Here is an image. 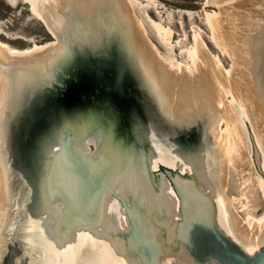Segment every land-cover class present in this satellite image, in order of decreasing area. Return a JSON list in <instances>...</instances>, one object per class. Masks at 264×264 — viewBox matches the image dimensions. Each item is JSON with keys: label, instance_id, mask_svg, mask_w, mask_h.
Wrapping results in <instances>:
<instances>
[{"label": "water", "instance_id": "obj_1", "mask_svg": "<svg viewBox=\"0 0 264 264\" xmlns=\"http://www.w3.org/2000/svg\"><path fill=\"white\" fill-rule=\"evenodd\" d=\"M30 1L32 3L28 2V10L33 12L34 9L35 13L41 10L43 13L46 26L44 22L43 25L55 39L50 43L62 40L64 51L48 67L31 70L4 67L10 75V99L0 116V142L2 144L5 133L1 154L4 161H8L6 170L10 194L0 232L2 258L6 253L4 238L14 203L8 172L11 170L9 147L13 137L14 143L18 141L15 137L18 124L38 121V126L34 125L35 133H26V138L34 140L28 141V147L21 145L20 149L21 156L28 154V157L23 159L25 166L19 178L27 186V200L30 196L28 188H32L33 195V204L28 209V202L24 205L25 217H31L34 222L32 226L28 220L25 227L24 241L32 250L29 264H35L34 260L40 253L43 259L37 264H51L53 260L54 264H61L66 247L74 248L73 254L74 251L76 254L79 251V245L76 244L78 235L73 232L101 222L100 206L106 195L120 205L123 222L127 223L124 230L112 228L109 232L112 238L118 237L121 240V246H117L118 254L122 255L123 251L124 257V252L136 256L140 264H166L162 261L165 249L174 255L177 253L180 264H185V261L187 264H264V244L248 252L235 235L224 230L220 200L201 186L197 158L192 169H184L180 159H177L179 157L174 155L166 158L165 153L159 152L151 140L152 129L147 128L146 117L136 106L138 103L135 99L138 97L131 95L134 88L144 99L153 100L155 118L166 129L179 126L178 123H168L170 118L160 111L161 99L158 94L159 91L165 94L164 89L157 82L156 72L135 41L130 28H127L129 24L111 22L115 11L109 0H101V5L89 6V11L98 15L96 20L92 19L91 26L97 27L91 30L95 32L86 42L55 27L47 28V24L52 26V21L46 6L38 0ZM257 35L260 34H252L251 46L255 44V48L261 50L264 33L260 37ZM0 51V58L9 63L14 58H20L18 56L22 49H14L0 41ZM120 55H123V61ZM112 68L117 69L118 76L111 75L109 70ZM148 73L154 78L151 79ZM69 74L83 83L76 87L79 92L73 90L70 96H59L51 116L35 118L39 110L37 108L44 105L43 98L48 91L57 88V82L66 81L65 76ZM121 81L126 91L130 92L127 100H123L120 95L123 93L119 84ZM40 110L41 114L43 112L47 115L45 105ZM96 129H100V135L92 144L93 150L84 151L81 147L84 139ZM53 136L60 137L56 148L51 152L41 149L45 139ZM250 138L255 163L261 171L264 150L254 144L252 135ZM162 139L170 146L165 135ZM140 168L142 170L139 174ZM127 170H132L138 179L143 176L142 180L145 179L149 187L151 184L153 191L159 189V179H166L177 201L170 217L163 214L160 220L157 219L139 203L133 191L126 190V183L132 181L130 174L124 175ZM120 173L125 179L120 177ZM121 179L124 182L120 185L118 182ZM55 203H60L55 212L44 206ZM174 216H177L176 220L172 219ZM56 255L60 257L57 259ZM2 258L0 264L3 263Z\"/></svg>", "mask_w": 264, "mask_h": 264}, {"label": "bare ground", "instance_id": "obj_2", "mask_svg": "<svg viewBox=\"0 0 264 264\" xmlns=\"http://www.w3.org/2000/svg\"><path fill=\"white\" fill-rule=\"evenodd\" d=\"M6 1L10 5H15V2H16V1L14 2V0H6ZM25 2H27V4L29 6H30V3H32L30 0L29 1L26 0ZM28 2H30V3H28ZM38 2L44 3V5L46 6V9H47V13H49L48 17L50 18V21H52V26L47 24V28L53 29L55 27L58 30H61V31L63 30V32H65L66 34H70L71 36H76L79 40H85L84 42H86V40H88L89 38H91L93 36L95 31H92L91 28L93 27V29H95L97 26H91L92 22H93L92 19L96 20V15H98V14H94L93 12H90L89 6L101 5V0H38ZM109 3L111 4V6L113 7V9L115 11V15L112 16L111 22L113 23V22L119 21L120 24L121 23L126 24V25L129 24V26H127V28L129 27L131 32L133 30V32H134L133 34L135 36L134 37L135 41L139 44L140 48L144 52L143 54L147 57L149 64L155 70L156 76L158 75L157 76L158 79L156 78V80L159 84L161 83V85H163L162 87H163L164 92H165V94L163 92H161V94L159 93L158 95L162 99H165L164 102L167 104L166 108L164 109V112L162 110H161V112L164 113L168 118H170L169 123L172 121H174V123H183V122H188V121L195 122L197 117L202 116V115H209L208 112L203 110L205 105H203L201 108H199L200 110H198L197 112L191 110V108L194 107V101L196 98H198V99H196L197 101L207 99V100H209L211 106L215 105V107H216V103H220V105L217 104V106L218 105L220 106L219 109H216L215 107L214 108L216 110H220V111L226 110V108L229 104L226 105V101L224 100V98L221 99L222 96L220 94H218L219 91L217 90L214 81L212 82V80H211L212 77L208 73V70L210 67L209 60L207 58L208 54L204 53V48H202L201 45H198L196 52H195L196 54L193 57L194 61H192V62H193L195 70L192 73L188 74L189 72L187 73L186 71H184L183 70L184 68H182L181 65H178V66L176 65L177 67H173L170 70L165 69V71H164L163 66L160 67V65H161L160 63L159 64L157 63L158 65H156V62L154 60H156L157 57L154 54L152 55V51H151L152 47L149 45V43L146 41V39H144L143 33L140 31V29L138 30L136 27H134V25L131 26L132 22L131 23L127 22L128 20H131L130 8L127 5V3L124 0H109ZM257 3H260V5H258V6L255 5L256 7H253V8H251V6L245 7V5H244L243 6L244 8L243 7L240 8L241 11L229 15V16L233 15L232 18H230V19H233V17H235V18L239 17L238 20L242 21L241 25H240L241 26L240 31H243V32H244V26L246 27V26L250 25L249 24L250 18L255 19L254 25H255V28L257 29V31H254V28L252 29V31H250L251 28H249L247 34H245V32L243 34L244 35L243 40L246 43V45H248V47H250L252 44L251 38H252L253 33L258 32L259 34L262 33V35L264 33V0H260ZM31 5H32V9H33V4H31ZM37 6H38V4H37ZM256 8L260 10V12H257V15L254 14L255 13L254 11H256ZM30 11L32 12V10H30ZM32 13L34 14V16L36 15V17L42 23L44 22L45 18L43 19V13L41 12V10H38V12L35 13V11L33 9ZM97 18H101V17L97 16ZM211 19L214 21L215 18L213 17ZM212 20H210V22H212ZM224 22L221 23L222 25L219 23V26H217L218 31H215V35L218 33L217 34L218 38H216V41H217V44L220 43L221 46H223V47L225 46L224 50L226 48V52H228L230 54L231 58L234 60V63L236 65V64H238V60L236 59V57L234 55V51H232L233 50L232 47L227 48L226 45H228V44L223 45L224 43H226L224 40L233 39V37L231 36L232 34H230L231 33L230 31H228L229 33L227 34V30L229 29V25L231 26L232 24L228 23L225 26H223ZM95 24H96V21H95ZM45 26H46V23H45ZM221 26H223V27L221 28ZM215 28H214V30H215ZM210 29H212V27ZM221 29H223V30H221ZM0 33H1V31H0ZM230 36H231V38H230ZM257 37H258V35H257ZM254 46H255V44H254ZM251 47L253 48V46H251ZM256 50H258V48ZM24 51H26V50H22L20 52L21 55L18 56L20 58L12 59L10 61L11 64H9L10 62L6 63L5 60L0 58V116H1V113L3 112V109L5 107L7 100L10 99V95H9L10 94V90H9L10 75L6 72V69H4V67L7 68V66L8 67L13 66L15 68L20 67L22 69L26 68L28 70L40 68L43 66L48 67V64L52 63V65H53L54 60L57 58V56H59L61 53H63L64 45H63V41L59 40L56 43H51V44H48L44 47H39V46L35 47L30 52H24ZM248 52H250V51H248ZM196 55L198 57H196ZM120 56H121V60L123 61L124 60L123 55H120ZM0 57H2L1 51H0ZM245 57L246 56H244V58ZM151 61L153 62L152 64L150 63ZM161 69H162V71H161ZM216 70L219 72L218 68ZM218 72H217V74H220V75L222 74V76H225L223 73H221V69H220V73H218ZM208 74H209V76H208ZM147 75H149V76L151 75L150 78H152V77L154 78V76L151 73H148ZM222 79H224V78L222 77ZM162 82H163V84H162ZM167 98H169L170 100H168ZM2 102H3V104H2ZM13 106H14V104H13ZM17 108L14 111H16ZM184 113H187V114L183 115ZM168 114H170V115H168ZM11 115H14V113H11ZM228 118H230V117H228ZM226 123H227L226 131H223V134L220 135L222 137H220V138L224 144L223 150H224V152H226L227 155L225 156V158L223 157L224 160H223L222 156H219L218 160L220 161V163H219V165H217L215 163L216 165L212 171L211 177L213 179L215 178L214 180L217 181V186L221 189L222 193L224 194L225 191L222 189L226 188V186L224 188L226 180L224 183V179H225L224 172L225 171L223 168L225 167L224 166L225 163L229 164L231 162L233 164V167L237 171V175L239 177V180L241 181L239 183V192L242 195V198H240L242 200V202H240L241 200L239 201L241 203L240 209H242V211L246 212L249 210V207H251L250 203L252 202L251 199L253 198L251 195V193H253L252 188L255 187L256 191L258 190L264 199V183H263L264 181H262L261 179L255 178L250 173L248 174L247 171H246L247 172L246 173L244 170H241L242 165L246 164L245 163L246 161H247V163H248V161H250V157H249L250 152L246 146V142L244 140V137L240 133V130L236 129L237 127L234 128V126H232L228 120H226ZM175 128H176V126H170L169 127V129H172V130H175ZM173 133H176V132L173 131ZM99 134L100 133L96 129V130H93L92 134H90L86 138L91 136L92 143L90 142V144H93L94 143L93 141H97L95 138H97V135H99ZM86 138L84 139L85 142L83 141V144L81 146L82 149H84V151L85 150L87 151L89 149L87 146V142L90 139L87 140ZM4 140H5V133L3 134V137H2V144L3 145H4ZM59 141H60V137L55 138L53 136V137L46 138L45 143L44 144L42 143L41 149H46V152H51L52 150H54L56 148ZM152 141H153V143H155L154 140H152ZM159 142L161 144V141H159ZM176 142H178V141H176ZM2 144L0 142V232H1V228H2V223L6 217V210L8 208V199H7L9 196L8 193L10 194V191L8 189L9 178H8V175H7L8 173L6 170V165H7L8 161L7 162L4 161V158L2 157V154H1V151L3 150ZM6 146H7V144H6ZM257 148L259 149V147H257ZM261 148H262V146H261ZM175 149H177V148H175ZM169 151H171V150L168 148V153H170ZM164 153H165V151H164ZM186 153L187 152H181L179 154H175V156L179 157L177 159H180L181 162L184 161L183 163H185L186 165L189 164V161H190V164H192V161H193V158H192L193 155L192 154L188 155V156H179L180 154L186 155ZM261 153H262V151L260 152V154ZM32 154H34V151ZM172 154H169V155H172ZM4 155L6 156V154H4ZM172 156L174 157V154ZM188 157H189V160H187ZM203 157H205V155ZM208 157H209V154H208ZM195 158H197L198 160H202V156L200 157L199 153L197 154V157H195ZM207 158H204V159L207 160ZM227 158H228V161L225 160ZM209 162L211 163L212 159L211 160L209 159ZM183 163H182V168L187 169V167H184ZM260 166H262V157H261ZM209 167L211 169V164L209 165ZM243 168H244V166H243ZM141 170H142V168L139 169V174L141 173L140 172ZM219 170H220V175L218 174ZM8 172L11 176V173H10L11 170H9ZM129 174H130L132 181L135 182L139 179L141 180L140 183L138 184V188L131 189L132 186L127 185L126 190L133 191V193L137 196V200L139 201V203L142 206L145 207V205L142 204V200L140 198L141 196H142V199H145L144 197L146 196V194L153 195V196H155V198L156 197L160 198L161 194H159L160 193L159 189L154 190V191L151 190L152 185L150 184L151 187L146 185L145 179L142 180L143 176L142 177L138 176L139 179L136 178L135 173L132 170L131 171L127 170L124 173L125 176H127ZM203 174L201 172V175H200L201 186L204 189H206L208 192H211L213 194V196H215L217 199L220 200L224 230H226L227 232H231L232 234L234 232L233 230H236L235 231L236 235H239L238 237L241 239L240 242L242 243V245L244 247H246L248 252H253V251L257 250L264 243L263 244L251 243V242H249V240H247L248 238L245 239L241 235H249V236L252 235L254 240L259 239V237L264 235V219L263 220L262 219L261 220H254L250 217V219L248 220V222H249L248 225H246L247 223L244 224L245 222L242 223L245 226V230H242V226L239 225L240 222L238 223L237 218H235V216L232 214V209L230 208V200L227 199L225 195H223V200H222V196H221V194H219L220 191H218L219 189L217 187L215 188V190H214V187L212 190L208 189L207 188L208 186L207 185L205 186V182L210 183V177H207V175H205V177H204ZM119 175L121 178H124L121 173ZM204 178H206V179H204ZM122 180L123 179H121L119 181L121 182ZM10 182H11V180H10ZM115 186H116V184H115ZM157 186H158V188H163L166 191V193L163 194V197L166 198L170 202V210L165 213V217H170L169 214L172 213L171 212L172 208H175L177 206L176 198H175L174 194L172 193V189L170 188V185L168 184V182L164 178L159 179V183L157 184ZM155 191H159V192L156 193ZM143 195H145V196H143ZM151 198L152 197H150V199L148 198L149 202L152 204L153 208H155V207L157 208L158 205H155ZM107 200H110V202H112V204H114V206H116V209L118 210L117 213L120 215V216H118L119 222H111L110 219H108L107 221H104L105 220V214H106L105 203ZM234 201H235V203H237L236 200H234ZM226 205H227V207H226ZM231 205H232V202H231ZM44 206L47 207L49 210H53L55 212L60 207V203L45 204ZM222 206H223V208H222ZM154 210H156V209H154ZM147 211H148V209H147ZM100 212H101V215H100V221L101 222H99V224L90 226L89 228H86V229L85 228L79 229L78 231L73 232L74 234L78 235V239H76L77 246L79 244L82 246L79 245V251L76 254H75V251H74V254H72L73 253L72 247L71 248L70 247L65 248V251L63 253L64 255L62 254L63 258L68 257L67 252L72 254V255L69 254V256L72 259V261L70 259L69 264H114L110 261V260H112L109 258L110 255L107 257L106 253L100 252L97 249L98 243L100 242V238H98L97 236H102L103 242H105V243L111 242L109 245L111 247V249H113V250L117 249L118 250V247L121 246V244H122L121 240L118 237L112 238L110 236L109 232L111 230H113L112 228H114V230H124V226L126 227L127 223L123 222V218L121 216L122 212H121L120 205L116 201L111 200V196H109V195H106V197H103V200H102L101 206H100ZM151 214L158 219L159 215L157 213L151 212ZM114 218H116V217H114ZM30 219H31L30 224H32V226H33L34 222H33L31 217H30ZM172 219L176 220L177 216L172 217ZM245 221H247V218L245 219ZM93 233L96 234L97 236H95V237L92 236V238L90 237L89 242L86 241L85 239H86L87 235L93 234ZM68 236H70V234ZM65 238L66 237H64L63 239H65ZM239 238H237V240ZM262 239H263V237L261 238V240ZM0 248H1V236H0ZM67 249H69V250L67 251ZM71 249H72V251H71ZM84 250H85L86 254L82 255V251H84ZM0 252H1V250H0ZM124 254H125V257L123 255V251H122V255H120V254L117 255L115 253V255L119 256V260H120L119 264H140L139 260L136 256L126 254L125 252H124ZM76 255H77V258H75ZM176 255H178V254L176 253ZM176 255L170 253V251L168 249H165V256H164L162 261L166 264H173V263L177 264L175 261V257H177ZM42 256H43V254H42ZM1 257L2 256L0 253V260H1ZM59 257L60 256L56 255L57 259ZM29 260L30 259L27 258V260L24 264H29L30 263ZM75 260L77 261V263H74ZM64 261H65V259H64ZM180 261L181 260H179V262ZM182 263H183V261H182ZM51 264H54V260L51 262ZM185 264H187L186 261H185Z\"/></svg>", "mask_w": 264, "mask_h": 264}, {"label": "rangeland", "instance_id": "obj_3", "mask_svg": "<svg viewBox=\"0 0 264 264\" xmlns=\"http://www.w3.org/2000/svg\"><path fill=\"white\" fill-rule=\"evenodd\" d=\"M124 1L127 3V5L130 8V13H131L130 15L132 21L131 26L134 25V27H136L138 30L140 29V31L143 33L144 39H146V41L154 50L156 57L160 58L158 59L159 61L160 60L161 61L160 62L158 61L157 63L163 64V66L166 65L167 70H170L173 67H177L178 65H181L182 68L183 67L186 68V72L190 71L189 73H192L193 72L192 70L194 69V65L192 61H194L193 57L196 54L195 53L196 49L200 44L203 46V48L205 49L204 53L206 54L207 52V54L210 57H212V60H209L210 67L208 73L211 75L212 77L211 80L212 82L214 81L215 86L219 91L218 94L222 96L221 99L224 98V100L226 101V105H228L227 103L228 101L226 99L230 98L229 103L231 106H229V110L230 108H232L234 112L235 111L237 112L236 113L237 115H242L245 118L244 121L248 119L247 129L250 133L251 132L255 133V135L253 136L254 144L257 146L258 144H256V142L259 139H261L264 142V135H263L264 119L261 120L260 123L261 125H258L257 127L256 124L254 123L255 120H253V122L251 120L252 124L250 123L249 120L252 118L250 115V112H252L250 108V104L253 105L255 111L256 108L260 107L258 105H261V104H257V101L259 100L263 101L264 99V94L262 95L260 94L261 97L258 95V91H257L258 89L256 88L257 85H255L256 82L254 81L255 79H253V81L251 80L253 77V69H254L253 56H255L256 51L252 50L253 48L251 46L248 47V45H246V43L244 42L243 38H241L244 33L243 32L240 33V25L242 21L238 20L239 17L236 18L233 17V19H230L231 17L229 16L230 15L229 13L231 12L241 11L240 8H242L244 5L245 7L251 6V8L256 7L255 5L257 6L260 5V3H257L260 0H124ZM28 6L29 5L23 2L22 0H16L15 5H10L6 0H0V31H1L0 41H2V43L3 42L7 43L10 47L14 49L17 48V49L26 50L24 52H30L35 47L38 46L44 47L41 45L47 43L51 44L50 42L55 40L54 37H52V35H50L46 31L45 26L36 17V15L34 16V14L30 10H28ZM254 12L253 13L257 15V12H260V10L256 8V11ZM213 17L215 18L214 21L211 19ZM210 20H212V22H210ZM254 20L255 19L250 18V23H249L250 25L246 27L244 26L245 34H247L249 28H251L250 31H252L253 28L254 31H257L254 25L255 23ZM222 22H224L223 26H225L228 23L232 24L231 26L229 25V29L230 32H232L230 34H232L231 36L233 37V39H229L230 42L227 41L226 44H228L227 46L232 47L233 50L232 49L231 50L234 51V55L236 58L239 57L242 58L243 53L241 50H239L240 48L243 49L244 51L245 48H249L248 51L250 52L246 50L247 51L246 58H247V65H249L248 70L250 72H247L248 77L246 76V78L248 80V83L252 84L251 88H247V86L244 85V82L239 80L238 76H240L239 74H241V71L239 69L240 62H238V64L235 65L234 60L231 58L230 54L226 52V48L224 50V47L221 46L220 43L217 44L216 38H218L217 35L218 33L216 32L217 34L215 35V31H218L217 26H219V23L221 24ZM211 27L212 29H210ZM260 35H258V37H260ZM196 57L198 56L196 55ZM213 60H215L216 62ZM244 65H246L245 61H244ZM217 68L219 69V72L216 70ZM220 69H221V73L223 74L226 73L224 71H230L229 72L230 74L227 75L228 77L217 74V72L220 73ZM113 70H114L113 68L109 70L111 75L113 74L112 73ZM222 77L224 79H222ZM65 79L67 80L62 82H57V88L53 87V89L51 91H48V94L43 98V102H44L43 104L45 105L47 115H44L43 112H42L43 115L40 113L41 111L40 108L44 106L41 105L40 108H37V110L38 109L39 110L37 111L38 113L35 115V118L38 117L40 119L48 115L51 116L53 112L52 109L55 103L57 102L58 97L64 95L70 96L73 90H77L76 89L77 86L83 84L82 82H80L81 80L74 79V77L70 74L68 76L66 75ZM227 85L229 88L227 87ZM226 89H231V90L239 89L240 93L239 95L238 94L236 95L235 93L236 91H234V94L237 97L234 98L233 94L232 95L226 94L229 93V91H227ZM74 94L75 93H73L72 95ZM256 95L259 96V98H257ZM208 103H210L209 100ZM236 103L238 104V106L236 105ZM239 107L242 108L241 111L238 109ZM243 110L245 112H243ZM246 113L248 116L245 115ZM21 116L24 115L21 114ZM204 118H206L205 121H208V123L210 121L216 120L215 119L216 117L214 118L209 115H202L197 117L196 121L198 120L202 121ZM219 118H221V115ZM238 121L239 120L237 116L236 120H233V124H236ZM30 123L31 122L26 124V127H28L27 129H29L30 127L28 131L34 130V126H29ZM194 123L195 122L193 121L178 123L177 125L179 126L180 129L177 127L175 128V130L166 129L165 135L172 137L170 138L172 140L174 139V137H177L179 133H180L179 136L183 137V134L186 133V130H184L182 126L186 127ZM225 124L227 125V123ZM209 126L210 128L207 129L211 130L212 129L211 122ZM181 127L184 131L181 129ZM147 128H149V126H147ZM219 128L220 130L223 131L225 130V126L222 124L219 125L218 129ZM24 129H26L24 125L18 124V127L15 130V137L20 138L18 136L20 132H22ZM172 131L176 132L177 134H173ZM216 133H218L217 129H216ZM244 133L245 131L243 129L242 135ZM150 136H151V140L152 139L156 140L155 139L156 134L154 132L151 131ZM158 138L161 141H164L159 135ZM160 140L158 141L156 140L154 144L155 146L158 147L157 150L163 153L164 149L163 146L159 144ZM263 142H262V149L264 150ZM13 143H14V137L9 147L10 149L9 153L12 155V157L13 155L16 154L14 151V145H12ZM170 143H173L170 145V148L172 149L177 148V146L174 144L175 142H170ZM216 146L219 153V150L221 148L219 143H216ZM249 146L251 151L252 147L250 142H249ZM11 161H10V165H11L10 168L13 169L14 166H12ZM251 161H252L251 162L252 166L249 165L251 164L250 161H248V163L246 161L245 162L246 164L242 165L241 170H244L245 172L247 171L248 174L250 173L252 176H254L257 179H260V177H262L264 180V173L262 171V168L260 166L262 171L261 172L259 169V165L255 163V159L254 156H252V154H251ZM263 164H264V160H263ZM231 167L234 175L231 174L229 180L226 181L228 188L227 185L225 184L224 186H226V188L222 190L225 191L224 195H226V198L229 199L230 202H232L231 205L232 214L235 216V218H237L238 223L240 222L239 225L242 226V230H245V226L242 223L245 222L244 224L247 223L246 225H248L249 223L248 220L250 219V217L254 220L264 219V199L260 194V192L258 190L256 191L255 187H254L255 189L252 188L253 193H251V195L253 198L251 199L252 202L250 203L251 207H249V210L246 212L242 211V209H240V205H241L240 202H242L240 198H242V195L239 192V183L241 181L239 180L236 169L233 167V165ZM230 172L231 170H229V173ZM218 174L220 175V170ZM22 184L23 182L21 181V178H17L14 174H11V185H12L14 203L12 206L10 217L8 219L6 235L4 238L5 251L7 255L9 254L8 250L10 248L20 250L19 254L21 256L23 255L22 253L29 254L32 252L29 246L26 245L23 246L22 243L23 239H21V237L26 236V232H25L26 217H25L24 205L27 199L25 190H23L22 188L20 189ZM130 185L134 188H138L137 181L130 183ZM234 200H236L237 203H235ZM156 202L165 203V198L163 197V194L160 195V198L156 197ZM246 218L247 221H245ZM233 231H234L233 235H235L236 238H239L238 237L239 235H236L235 232L236 230ZM18 233L20 234L19 240L17 239ZM241 236L245 239L248 238L247 240H249V242L254 244L264 243V235L256 240L253 239L252 235L250 236L241 235ZM262 237L263 239L261 240ZM238 240L241 241L240 238ZM106 244H108V242ZM22 249H24L25 252H22ZM72 249L74 250V248ZM67 253H68V257L63 258V262L61 264H63L64 262L66 264L70 263V259H71V257L69 256L70 253L69 252ZM117 259L119 260V256H117ZM12 264H16V262L14 261Z\"/></svg>", "mask_w": 264, "mask_h": 264}, {"label": "flooded vegetation", "instance_id": "obj_4", "mask_svg": "<svg viewBox=\"0 0 264 264\" xmlns=\"http://www.w3.org/2000/svg\"><path fill=\"white\" fill-rule=\"evenodd\" d=\"M234 13H237V12H231V13H229V14H234ZM231 18H232V16H230ZM132 28V27H131ZM222 28V27H221ZM240 28H241V26H240ZM221 30H223V29H221ZM228 31H230V29L229 30H227V34L229 33ZM243 31H240V33H242ZM132 35L134 36V32H133V30H132ZM232 33V32H231ZM244 33V32H243ZM5 34V33H4ZM221 34V33H220ZM135 37V36H134ZM241 38H243V35H242V37ZM228 41H229V39H227ZM227 40H224L226 43H227ZM230 42V41H229ZM224 43V42H223ZM226 43H224L223 45H226ZM201 45V44H200ZM202 46V45H201ZM225 47V46H224ZM226 47H229V46H227L226 45ZM202 48H203V46H202ZM236 48V47H235ZM254 49H252V50H255V49H257V47L255 48V46L253 47ZM205 50V49H204ZM239 50H241L242 51V58L241 57H239V58H236L237 60H238V62H240V64H239V69H240V71H241V74H239L240 76H238L239 77V80L240 81H242V82H244V85H246L247 86V88H251V86H252V84H250V83H248V80H247V78H246V76L248 75V73L247 72H250L249 70H248V67H249V65H247V58L245 57L244 58V56H246V52L248 51V48H245V51L243 50V49H239ZM247 50V51H246ZM151 51H152V48H151ZM256 51V53H255V56H253V58H254V69H253V77H252V81H253V79H255L254 81L256 82V84L255 85H257L256 86V88L258 89L257 91H258V95L261 97V95L262 94H264V47L262 46V48H261V50H255ZM207 53V52H206ZM245 54V55H244ZM257 54H259V56L257 57V59H256V56H257ZM154 55H155V53H154ZM244 55V56H243ZM156 56V55H155ZM156 58V57H155ZM207 58H208V60H212V57H210L209 55H207ZM160 59V58H159ZM159 59L157 58L156 60H154L155 62H156V65H158L157 64V62L159 61ZM255 60H256V63H255ZM161 61V60H160ZM213 61H215V60H213ZM244 61H245V63H246V65H244ZM122 62V61H121ZM216 62V61H215ZM151 64L153 63L152 61L150 62ZM122 64V63H121ZM124 66V65H123ZM163 65L161 64V67H162ZM163 68H164V71H165V69L167 70V68H166V65H164L163 66ZM183 68H185V67H183ZM184 71H186V68L185 69H183ZM187 70H188V68H187ZM195 70V68L192 70V71H194ZM161 71H162V69H161ZM190 72V71H189ZM224 72H226L224 75H225V77H228L227 75H229L230 73V71H224ZM112 76L114 77L115 75H117L118 76V72H117V70H113L112 71ZM117 73V74H116ZM185 73V72H184ZM188 73V72H187ZM186 74V73H185ZM188 74H190V73H188ZM222 75V74H221ZM107 76V75H106ZM151 76V75H150ZM149 76V77H150ZM158 76V75H157ZM157 76H156V78H157ZM248 77V76H247ZM152 79V78H151ZM158 79V78H157ZM122 81H123V79H122ZM120 82L119 84H121L120 86L123 88V93H121L120 95H122V98H123V100H127V99H129V98H127V96L128 95H130V92L128 93L127 91H126V88H125V85H124V82ZM160 81V80H159ZM162 84H163V82H162ZM134 86L136 85V84H133ZM133 85H131V87H133L134 88V86ZM163 86V85H162ZM136 87V86H135ZM227 87H228V85H227ZM229 88V87H228ZM137 89H133V92L135 93H131V95H135V97L137 96L138 98L137 99H135V102L136 103H138V105H136V103H135V105L137 106V107H139V109L141 110V112H143L144 113V116L146 117L145 118V121L147 122V126H149L152 130V132H154L155 134H156V137H155V139L158 141V140H160L159 138L157 139V137H158V135L160 136V137H162L163 138V136L165 135V131H166V128L164 127V125L162 124V122H160L158 119H156L155 117V115H154V113H153V108L155 107V104H154V102H153V100L152 99H148V98H145L144 99V97L142 96V95H140L137 91H136ZM153 90H154V88H153ZM227 91H229V93H226V94H230V95H232L233 94V96H234V98H237L236 96H235V94H234V90H231V89H226ZM235 91L237 92H235L236 94H238L239 95V93H240V91H239V89H235ZM161 92L162 91H159V93L161 94ZM118 93H120V92H118ZM261 94V95H260ZM257 96V95H256ZM259 96H257V98H259ZM161 99V100H160ZM160 101H159V106H160V111L162 110L163 112H164V109L166 108V106H167V104L164 102V100L165 99H162L161 97H160ZM168 100H170L169 98H167ZM196 99H198V98H196ZM195 99V101H194V107L193 108H191V110L192 111H198V110H200L199 108H201L203 105H205L204 106V111H206V112H208V114H209V116H212V117H216L215 119L216 120H214V121H210L211 123H212V129L210 130V129H207V128H210V122L208 123V121H205L206 120V118H204L202 121H200V120H198V121H195V123L194 124H191V125H189V126H182L183 127V129L184 130H186V133L185 134H183V137H181V136H179V134L177 135V137H174V139L172 140V139H170V138H172V137H169V136H167V135H165L166 136V138H168L169 139V141L170 142H175L174 144L177 146V149H175V148H170V146H168L167 144H165L164 143V141H166L165 139H164V141H161V144H160V142H159V144L161 145V146H163V149H164V151H165V157L166 158H168V157H173L172 155L174 154H179V153H181V152H187L186 153V155H182V154H180L179 156H188V155H193V161H192V164H190V161H189V164H185V163H183V162H181V160H180V164H182L183 163V165H184V167H187V168H190V169H192V166H193V164H194V161H195V157H197V154L199 153V156L201 157L202 156V160H198L197 159V164H198V169H199V175H201V172H202V174H203V176L205 177V175H207V177H210V183L208 184V183H206L205 182V186L207 185L208 187V189H213V187H214V190H215V188L217 187L219 190L218 191H220V193L219 194H221V196H222V200H223V195L225 194V192H224V194L222 193V191H221V189L217 186V181L216 180H214L211 176H212V171H213V169H214V167H215V165L217 164V165H219V163H220V161L218 160L219 159V156H222V158L224 157L225 158V156L227 155L226 154V152H224V144H223V142H222V140H221V138L220 137H222V136H220V135H222L223 134V130H220V128L218 129V127H219V125L220 124H222V125H224L225 126V130L224 131H226V120L225 119H228L229 120V122L231 123V125L232 126H234V128H236V129H239L240 130V133L242 134L243 133V129H244V131H245V133L242 135L243 137H244V140H245V142H246V146H247V148H248V150H249V152H250V155H249V157H250V162H251V154H252V156H254L253 155V145H251V147H252V149H251V151H250V146H249V142L251 143V141H252V139L250 138V135H252V136H254L255 135V133L254 132H249L248 131V127H247V125H248V119L247 120H245L244 121V117L242 116V115H237L236 113V111L234 112L233 110H232V108H230V110H229V106H231L230 105V103H229V101H230V98H228V99H226L228 102V106H227V108H226V110L225 111H220V110H216V109H219V105L217 106V103H216V107H215V105L214 106H211V104L210 103H208V100H205V99H203V100H196ZM260 101V100H259ZM257 101V104H261V105H258V106H260L259 108H256L255 109V111H254V107H253V105H251L250 104V108H251V111L252 112H250V115H251V119H249L250 120V123H251V120H252V122H253V120H255L254 121V123L256 124V127L258 126V125H261L260 123H261V120L262 119H264V99H263V101ZM4 102V101H3ZM3 102H2V104H3ZM129 102V101H128ZM127 102V103H128ZM262 102H263V104H262ZM236 105L238 106V104L236 103ZM216 109H215V108ZM240 111H241V107H239L238 108ZM243 112H245L244 110H243ZM187 113H184L183 115H186ZM182 115V116H183ZM220 115H221V118H219L220 117ZM245 115H247V113L245 114ZM181 116V117H182ZM218 116V117H217ZM237 116H238V122L236 123V124H233V120H236V118H237ZM248 116V115H247ZM228 117H230V118H228ZM250 118V117H249ZM247 121V122H246ZM173 123H174V121H172ZM168 123H169V121H168ZM207 123V124H206ZM235 123V122H234ZM37 124V126H38V124H39V122L38 121H36V122H33V121H31V123H30V125L29 126H34V125H36ZM252 124V123H251ZM25 126V128L26 129H24L22 132H20V134H22L21 135V137L20 138H18V141L16 142V143H13L12 145H14V151H15V155H13V157H12V155L10 154L9 155V157H10V161L12 162V166H14V168L13 169H11V172H13V174L17 177V178H19L20 177V173H21V171L23 172V168H24V166H25V163H24V161H23V159H25V157L27 158L28 157V154L26 155V154H23V156H21V151H20V149H21V145L22 146H24V147H28V143L32 140H34V138L32 139H29V138H26V133L27 132H30V131H28L29 129H30V127H29V129H27L28 127H26V124L24 125ZM181 126V125H180ZM253 126H255V125H253ZM182 127H181V129H182ZM180 129V128H179ZM182 129V130H183ZM187 129H189V130H187ZM216 129L218 130V133H216ZM167 130H169V128L167 129ZM172 130V129H171ZM183 130V131H184ZM32 132L33 133H35V131L34 130H32ZM98 132L100 133V129L98 130ZM173 132V131H172ZM173 134H177V133H173ZM100 135V134H99ZM98 135V136H99ZM245 135V136H244ZM264 135V134H263ZM175 136V135H174ZM37 137V136H36ZM215 138V139H214ZM87 140L88 139H90V140H88V142H87V146H88V148H89V150H93V148H94V146L93 145H90V142L92 143V138H91V136L90 137H88V138H86ZM96 140H97V138H95ZM176 139V140H175ZM259 139V138H258ZM36 140V139H35ZM86 140V141H87ZM153 140V139H152ZM156 140H154V141H156ZM179 140H182V141H179ZM29 141V142H28ZM176 141H178V142H176ZM187 141V142H186ZM249 141V142H248ZM262 140L261 139H259V140H257V142H256V144H258L257 146H259V144L262 146V142H261ZM85 142V141H84ZM94 143L96 142V141H93ZM216 143H219V145H220V150H219V153H218V150H217V146H216ZM171 144H173V143H170V145ZM191 144V145H190ZM263 144H264V142H263ZM159 146V145H158ZM160 147V146H159ZM172 147V146H171ZM180 149H179V148ZM168 148L171 150V151H169L170 153H168ZM260 148V147H259ZM163 151V152H164ZM204 151V152H203ZM211 152V153H210ZM173 153V154H172ZM205 153V154H204ZM169 154H172V155H169ZM208 154H209V157H208ZM205 155V157H203ZM208 157V158H207ZM204 158H207V160L206 159H204ZM224 158H223V160H224ZM262 158H263V154H262ZM22 159V160H21ZM209 159L211 160L212 159V162L210 163L209 162ZM252 159H253V157H252ZM15 160V161H14ZM187 160H189V157L187 158ZM221 160V159H220ZM225 160H227L228 161V158L227 159H225ZM263 160H264V158H263ZM263 160H262V166H261V168H262V171H263V173H264V164H263ZM211 164V169H210V167H209V165ZM216 163V164H215ZM231 163V162H230ZM227 164V163H225V167L223 168L224 169V177H225V179H224V183H225V180L227 181V180H229V178L231 177V174L232 175H234L233 174V171H232V163L231 164ZM209 164V165H208ZM249 165H251L252 166V163L251 164H249ZM229 167V168H228ZM245 168H248V167H245ZM160 170H161V168H160ZM228 170V171H227ZM229 170H231V172L229 173ZM217 171V170H216ZM261 171V172H262ZM12 174V173H11ZM229 176V177H228ZM259 177V176H258ZM204 179H206V178H204ZM260 179L262 180V181H264L261 177H260ZM124 180V179H123ZM121 181L122 183L124 182V181ZM166 180V179H165ZM139 181V182H138ZM140 179L139 180H137V184H139L140 183ZM23 182V181H22ZM121 182L119 181V184L121 185ZM132 182H134V181H131V182H129V183H132ZM129 183H126L128 186H131ZM212 183V184H211ZM264 183V182H263ZM226 185H227V183H225ZM127 185H125V188H127ZM216 185V186H215ZM23 189V190H27V186H25V184H24V182H23V184L21 185V187H20V189ZM124 188V189H125ZM134 187H131V189H133ZM224 188H225V186H224ZM227 188H228V185H227ZM29 189V197H28V200L26 199V201L25 202H28V205H27V208L26 209H28L30 206H31V204H33V195H32V188H28ZM120 189H123V188H120ZM158 190V189H157ZM159 191H160V193L159 194H164V193H166V191L163 189V188H159ZM226 191H227V189H226ZM13 192V191H12ZM155 192H157V191H155ZM150 193V192H149ZM143 196H145V195H143ZM226 196V195H225ZM26 197H27V195H26ZM150 197H153L154 199H155V201H154V199L153 198H151L152 199V201H153V203L155 204V205H158L157 206V208L155 207V208H153V206H152V204L149 202V200H148V198L150 199ZM141 198V200H142V204L143 205H145V207L148 209V211L151 213V212H154V213H157L159 216H158V219L160 220V218H162V216H163V214H165L167 211H169L170 210V202L165 198V203H162V202H156V198H155V196H153V195H149V194H146V196L144 197L145 199H142V196L140 197ZM226 207H227V205H226ZM225 207V208H226ZM105 208H106V214H105V220L104 221H107L108 219H110V221L111 222H119V218H118V216H119V214L117 213V209H116V206H114V204H112V202H110V200H107L106 201V203H105ZM222 208H223V206H222ZM230 208L232 209V207H231V202H230ZM154 209H156V210H154ZM2 213V212H1ZM114 217H116V218H114ZM26 220V222L29 220V223H31V220L28 218H26L25 219ZM105 234V233H104ZM92 236L93 237H95V236H97L96 234H89V235H87V237H86V241H90V237L92 238ZM98 238H100V242L98 243V246H97V249L100 251V252H103V253H106V256L108 257L109 255V258L110 259H112V260H110L112 263H114V264H119L120 262H119V260L117 259V255H118V250L117 249H115V250H113V249H111V247L109 246L110 245V243L111 242H108V244H106L105 242H103V239H102V236H97ZM19 238H20V234L18 233L17 234V239L19 240ZM21 239H23V246L24 245H26V246H29V245H27L26 243H25V236L24 237H21ZM20 239V240H21ZM90 245V244H89ZM91 246V245H90ZM92 247V246H91ZM19 251L20 250H16V249H13V248H10L9 250H8V252H9V254L7 255L6 253H5V255L3 256V258H2V261H3V263L2 264H12L14 261L16 262V264H24L25 262H26V260H27V258L28 259H30L29 257H30V253L29 254H24V253H22L23 255L21 256L20 254H19ZM22 252H25V250L24 249H22ZM115 253L117 254V255H115ZM86 254V252H85V250L84 251H82V255H85ZM92 254V253H91ZM64 255V254H63ZM89 255V254H88ZM105 256V257H106ZM38 258H39V260H38ZM75 258H77V255L75 256ZM43 259V256H42V254L40 253V256L39 257H37L34 261H35V264H37L38 262H40L41 260ZM30 261V260H29ZM71 261H72V259H71ZM175 261H176V263L177 264H180V262H179V260H178V258L177 257H175ZM75 263H77V261L75 260ZM174 264V263H173Z\"/></svg>", "mask_w": 264, "mask_h": 264}]
</instances>
